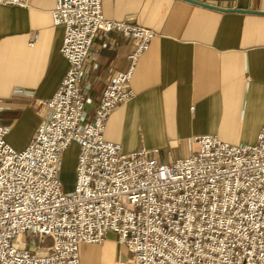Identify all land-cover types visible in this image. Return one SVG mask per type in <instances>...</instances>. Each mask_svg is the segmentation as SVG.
<instances>
[{
  "label": "built area",
  "instance_id": "2783aa9c",
  "mask_svg": "<svg viewBox=\"0 0 264 264\" xmlns=\"http://www.w3.org/2000/svg\"><path fill=\"white\" fill-rule=\"evenodd\" d=\"M101 6V0H56L51 19L63 28L59 54L68 68L41 104L50 118L20 151L7 143L10 128L0 123V264H80L81 247L100 245L107 234L132 264H264V123L252 145L199 136L192 155L169 163L105 141L112 112L135 96L132 70L155 33L106 19ZM111 31L135 51L129 70L109 79L92 121L83 125L82 68L95 35ZM71 145L75 178L66 192L60 161Z\"/></svg>",
  "mask_w": 264,
  "mask_h": 264
},
{
  "label": "crops",
  "instance_id": "0c3cea01",
  "mask_svg": "<svg viewBox=\"0 0 264 264\" xmlns=\"http://www.w3.org/2000/svg\"><path fill=\"white\" fill-rule=\"evenodd\" d=\"M0 5V123L7 143L23 150L50 118L53 96L68 64L59 54L63 28L52 24L56 0ZM104 18L130 20L155 33L134 65L135 93L112 112L105 141L123 153L140 149L160 163L183 159L194 139L212 135L229 145H252L264 123V0H101ZM132 42L97 33L82 68V124L92 121L110 78L126 73ZM64 188V187H63ZM67 188L65 191H71ZM132 264L107 234L83 245L80 264Z\"/></svg>",
  "mask_w": 264,
  "mask_h": 264
},
{
  "label": "rangeland",
  "instance_id": "374dc122",
  "mask_svg": "<svg viewBox=\"0 0 264 264\" xmlns=\"http://www.w3.org/2000/svg\"><path fill=\"white\" fill-rule=\"evenodd\" d=\"M76 155H77V146L71 145L61 156L60 178L64 190H66L67 188H71L74 184ZM22 241L28 242L26 235L22 237ZM31 249L33 250L32 247Z\"/></svg>",
  "mask_w": 264,
  "mask_h": 264
},
{
  "label": "water",
  "instance_id": "95a60500",
  "mask_svg": "<svg viewBox=\"0 0 264 264\" xmlns=\"http://www.w3.org/2000/svg\"><path fill=\"white\" fill-rule=\"evenodd\" d=\"M187 1H191V0H187Z\"/></svg>",
  "mask_w": 264,
  "mask_h": 264
}]
</instances>
